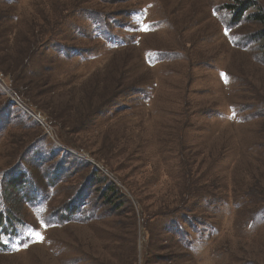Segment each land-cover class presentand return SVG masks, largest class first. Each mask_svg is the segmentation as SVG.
<instances>
[{
	"label": "rangeland",
	"instance_id": "1",
	"mask_svg": "<svg viewBox=\"0 0 264 264\" xmlns=\"http://www.w3.org/2000/svg\"><path fill=\"white\" fill-rule=\"evenodd\" d=\"M260 13L0 0V264H264Z\"/></svg>",
	"mask_w": 264,
	"mask_h": 264
},
{
	"label": "trees",
	"instance_id": "2",
	"mask_svg": "<svg viewBox=\"0 0 264 264\" xmlns=\"http://www.w3.org/2000/svg\"><path fill=\"white\" fill-rule=\"evenodd\" d=\"M250 6H248V4H246V2H242L240 3L238 6H232L231 8L234 9L235 11V17H234V21H236L237 23L241 20V18H243V16H246V12H248V8ZM253 19H257L260 22L264 21V15L260 14H256L254 17H252ZM10 183V182H9ZM13 184V183H12ZM21 185V186H20ZM18 187H20L21 189L25 188V184L22 185L21 182H19L17 184ZM24 186V187H23ZM27 186V185H26ZM22 189V190H23ZM25 189H28L25 188ZM23 190V192H25V201L27 203L28 206L34 208V201H39V198H42L40 195V193H37L35 188L30 189V192ZM30 193V194H28ZM40 196V197H39ZM76 206V205H74ZM82 203L81 200L79 201V204H77L76 207H66L65 209H62L59 213L58 216H55L54 212L52 213L54 216L55 220H62L63 222H69L71 220H76V221H81V220H85L87 218L86 215H89L90 213L86 214V211L84 212V215L82 213V215L78 216V214H81V208H82ZM5 210V209H4ZM5 213V214H4ZM4 213H0V244L2 245V242L5 244V238L7 237V235L12 231L15 230L14 228L18 225H16V221H14L12 219V217H9L11 219V221L8 218V213L4 212ZM57 214V213H56ZM51 216V217H52Z\"/></svg>",
	"mask_w": 264,
	"mask_h": 264
},
{
	"label": "snow or ice",
	"instance_id": "3",
	"mask_svg": "<svg viewBox=\"0 0 264 264\" xmlns=\"http://www.w3.org/2000/svg\"><path fill=\"white\" fill-rule=\"evenodd\" d=\"M226 35H227V32L225 33ZM39 236H40V239L42 240L43 239V236L42 235H40V234H38Z\"/></svg>",
	"mask_w": 264,
	"mask_h": 264
}]
</instances>
